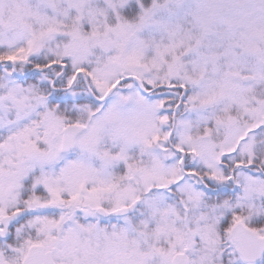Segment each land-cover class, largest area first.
Instances as JSON below:
<instances>
[{
  "label": "snow or ice",
  "instance_id": "1",
  "mask_svg": "<svg viewBox=\"0 0 264 264\" xmlns=\"http://www.w3.org/2000/svg\"><path fill=\"white\" fill-rule=\"evenodd\" d=\"M0 264H264V0H0Z\"/></svg>",
  "mask_w": 264,
  "mask_h": 264
}]
</instances>
